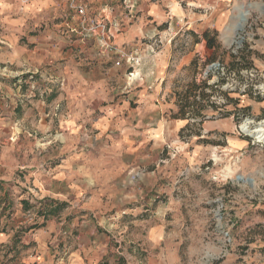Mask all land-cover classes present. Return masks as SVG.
<instances>
[{
    "label": "crops",
    "instance_id": "0c3cea01",
    "mask_svg": "<svg viewBox=\"0 0 264 264\" xmlns=\"http://www.w3.org/2000/svg\"><path fill=\"white\" fill-rule=\"evenodd\" d=\"M126 1L0 0V264L179 262L182 232L168 228H183V220L165 219L176 210L170 206L128 205L129 191L150 190L158 179L153 173L131 183L130 173L157 164L169 135L182 129L178 98L188 90V78L195 80L188 72L213 50L204 33L218 30L229 8L250 0H129L136 19L117 36L112 52L95 38L83 42L67 32L78 23V6L91 17L109 7L126 21ZM131 53L142 58L143 82H129L124 91L131 69L120 56ZM21 74L35 75L41 94L32 95L33 107L11 123L10 110L15 116L28 96L29 78L22 77L23 88L15 79ZM59 103L62 112L54 120ZM26 129L46 135L49 146L53 131H66L55 166L41 170L37 144L12 138ZM67 199L84 200L74 221ZM62 228L66 236L59 237Z\"/></svg>",
    "mask_w": 264,
    "mask_h": 264
},
{
    "label": "rangeland",
    "instance_id": "374dc122",
    "mask_svg": "<svg viewBox=\"0 0 264 264\" xmlns=\"http://www.w3.org/2000/svg\"><path fill=\"white\" fill-rule=\"evenodd\" d=\"M227 11L226 20L211 33L216 34L220 47L210 51L205 63L200 62L188 72L195 79L188 83V78L189 88L194 83L203 86L205 95L200 98L199 90L197 104L193 99L181 104L184 95L180 91L179 110L189 106L184 109L186 115L180 117L182 129L177 135H169L157 164L154 161L147 169L130 173L131 183L153 173L158 179L156 185L151 180L150 190L129 191L128 205L149 202L152 207L170 206L177 211H168L165 219L183 220V228H168L172 234L182 232L177 264H264V132H257L264 130V0L237 3ZM246 11L249 14L245 26L238 30L236 26ZM1 71L2 68L0 74ZM4 74L9 75L10 71L6 69ZM41 74L40 70L35 75ZM35 75H13L19 88L28 85L23 90L28 96L19 104L15 116L10 110L9 122L14 123L16 118L19 121L33 107L29 103L35 99L32 95L41 94ZM24 76L30 83L25 84ZM126 81L124 91L131 88L127 75ZM240 86L247 88L246 94L233 91ZM61 112V104H56L50 117L57 120ZM227 114L232 116L226 117ZM26 130L25 135L14 132L12 138L21 136L27 147L37 144L41 170L55 166L60 156L58 146L68 140L66 131H53L51 137L55 140L49 146L46 135ZM27 152L29 158V149ZM54 191L63 193L60 189ZM83 201L64 202L71 209L72 221L79 217L74 211L81 208ZM27 218L31 220L33 215L28 213ZM65 234L63 228L58 232L59 237ZM57 257L64 254L60 252Z\"/></svg>",
    "mask_w": 264,
    "mask_h": 264
},
{
    "label": "built area",
    "instance_id": "2783aa9c",
    "mask_svg": "<svg viewBox=\"0 0 264 264\" xmlns=\"http://www.w3.org/2000/svg\"><path fill=\"white\" fill-rule=\"evenodd\" d=\"M125 5L129 8V12L124 22L114 18V10L112 8L107 7L102 11V15L91 17L87 15L86 8L78 6L76 9L77 16L79 17L78 23L75 27L67 26V32L69 34H79L83 42L95 38L99 41L102 48L112 51L117 36L124 32V29L136 19L135 4L127 0ZM120 59L125 61L131 69L127 74L129 81L138 84L143 82L138 72V69L142 65L141 56L138 53L123 54L120 56ZM121 60L116 62L115 65L117 67L121 65ZM246 89L245 86H240L234 88L233 91L246 94Z\"/></svg>",
    "mask_w": 264,
    "mask_h": 264
},
{
    "label": "trees",
    "instance_id": "16d2710c",
    "mask_svg": "<svg viewBox=\"0 0 264 264\" xmlns=\"http://www.w3.org/2000/svg\"><path fill=\"white\" fill-rule=\"evenodd\" d=\"M203 38L206 40L207 47L209 49H216V48L220 47L218 42H216V34H213V36H211L210 32H205L204 35H203ZM202 89H203V86H199V85H197L195 83L192 84V86L186 91L183 99L181 100V104L183 103V101L188 103L191 99H193L194 103L197 104L198 103L197 102V99H198L197 92L199 90H201L200 94H199L200 98H202L203 95H205ZM235 104H237V103H235ZM187 107H189V106H181V110H180L181 111L180 112L181 115H186L184 109L187 108ZM199 114H201V112ZM231 116H232V114H227L226 117H231ZM36 227L37 226H33V227H31V229L36 228Z\"/></svg>",
    "mask_w": 264,
    "mask_h": 264
},
{
    "label": "bare ground",
    "instance_id": "6f19581e",
    "mask_svg": "<svg viewBox=\"0 0 264 264\" xmlns=\"http://www.w3.org/2000/svg\"><path fill=\"white\" fill-rule=\"evenodd\" d=\"M248 14H249V12L248 11H246V12H244V14H243V17L241 18V23L238 25V26H236V28L238 29V30H242L243 28H244V26H245V23H246V21H247V16H248ZM244 127H246V126H244ZM243 127V128H244ZM245 129V128H244ZM258 133H262V132H264V130H258L257 131Z\"/></svg>",
    "mask_w": 264,
    "mask_h": 264
}]
</instances>
